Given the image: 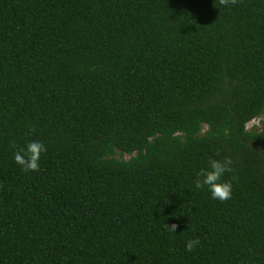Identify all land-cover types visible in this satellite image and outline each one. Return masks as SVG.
<instances>
[{"label": "trees", "instance_id": "trees-1", "mask_svg": "<svg viewBox=\"0 0 264 264\" xmlns=\"http://www.w3.org/2000/svg\"><path fill=\"white\" fill-rule=\"evenodd\" d=\"M260 142L264 0H0V264H264Z\"/></svg>", "mask_w": 264, "mask_h": 264}, {"label": "clouds", "instance_id": "clouds-1", "mask_svg": "<svg viewBox=\"0 0 264 264\" xmlns=\"http://www.w3.org/2000/svg\"><path fill=\"white\" fill-rule=\"evenodd\" d=\"M238 0H219L223 6L236 5ZM30 132H35L34 127H29ZM12 148L15 149L13 155L17 165L24 172L39 171L40 160L43 154L47 153L48 148L44 142L40 140H31L24 146H18L15 141L12 142ZM234 161L230 156H225L223 159L208 160V166L201 168L197 173V178L194 181L195 188L204 189L205 187L211 194L212 199L225 202L232 198L233 184L231 180H225L226 173L233 172ZM232 179H236L233 177ZM167 230L176 233L179 228L178 224H166ZM201 241L199 238L188 240L185 244L187 252H193L199 247Z\"/></svg>", "mask_w": 264, "mask_h": 264}, {"label": "built area", "instance_id": "built-area-1", "mask_svg": "<svg viewBox=\"0 0 264 264\" xmlns=\"http://www.w3.org/2000/svg\"><path fill=\"white\" fill-rule=\"evenodd\" d=\"M261 119L262 118L260 117V115L256 116V117H253V118H251L250 120H248L246 122L245 127L248 128V129L251 128V127L257 128V127H259L261 125V123H260Z\"/></svg>", "mask_w": 264, "mask_h": 264}, {"label": "rangeland", "instance_id": "rangeland-1", "mask_svg": "<svg viewBox=\"0 0 264 264\" xmlns=\"http://www.w3.org/2000/svg\"><path fill=\"white\" fill-rule=\"evenodd\" d=\"M261 118H263V115H260ZM260 123H262V119L260 120ZM258 145L264 147V142H260L258 143ZM127 156V155H126Z\"/></svg>", "mask_w": 264, "mask_h": 264}]
</instances>
